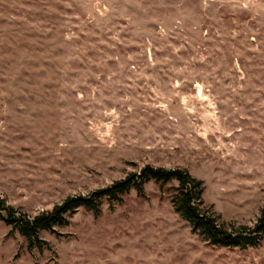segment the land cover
I'll return each instance as SVG.
<instances>
[{
  "label": "rangeland",
  "instance_id": "1",
  "mask_svg": "<svg viewBox=\"0 0 264 264\" xmlns=\"http://www.w3.org/2000/svg\"><path fill=\"white\" fill-rule=\"evenodd\" d=\"M203 181L220 223L264 208V0H0V199L35 216L146 165ZM176 181L81 207L0 264H264L209 242Z\"/></svg>",
  "mask_w": 264,
  "mask_h": 264
},
{
  "label": "trees",
  "instance_id": "2",
  "mask_svg": "<svg viewBox=\"0 0 264 264\" xmlns=\"http://www.w3.org/2000/svg\"><path fill=\"white\" fill-rule=\"evenodd\" d=\"M173 180L178 183L172 198L175 210L209 242L217 246L245 248L257 246L263 240L264 208L253 227L220 223L217 217L203 206V181L194 178L185 168L156 167L150 164L139 172H132L125 178L89 194L69 196L51 210L35 216L18 212L0 199V219L18 230L30 247H41L40 233L54 232L56 226L66 225L79 208L85 207L98 213L103 200L118 202L133 189L143 193L144 185L150 181L166 183Z\"/></svg>",
  "mask_w": 264,
  "mask_h": 264
}]
</instances>
